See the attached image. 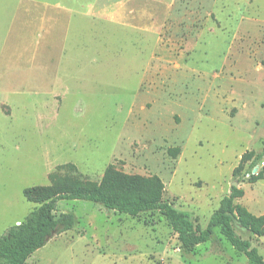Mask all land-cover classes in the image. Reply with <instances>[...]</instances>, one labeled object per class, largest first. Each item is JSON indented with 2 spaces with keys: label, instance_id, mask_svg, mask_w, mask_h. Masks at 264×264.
Instances as JSON below:
<instances>
[{
  "label": "rangeland",
  "instance_id": "obj_1",
  "mask_svg": "<svg viewBox=\"0 0 264 264\" xmlns=\"http://www.w3.org/2000/svg\"><path fill=\"white\" fill-rule=\"evenodd\" d=\"M116 1L118 22H74L62 81L25 92L12 131L0 122V235L36 207L22 190L65 164L93 182L111 164L158 176L163 201L201 229L234 182L235 203L264 215V178L247 183L246 166L233 176L264 143V0ZM56 209L75 227L25 264H247L218 229L185 255L158 212L131 218L79 200ZM234 230L264 259V238Z\"/></svg>",
  "mask_w": 264,
  "mask_h": 264
},
{
  "label": "trees",
  "instance_id": "obj_2",
  "mask_svg": "<svg viewBox=\"0 0 264 264\" xmlns=\"http://www.w3.org/2000/svg\"><path fill=\"white\" fill-rule=\"evenodd\" d=\"M178 149L169 150L173 156ZM264 143L260 152H245L233 170V176L241 172L248 176L247 183L255 184L264 178ZM256 171L252 173V170ZM64 172V173H61ZM73 164L56 167L48 175L47 185L27 187L22 196L35 204L27 216L0 235V264H25L36 251L42 249L56 235L72 230L76 219L72 213H57L59 201H87L102 206L108 211L136 218L144 213L158 212L177 237L182 253L188 255L194 249L209 242L218 229L221 237L239 254L247 264H264V259L248 240L240 238L234 224L253 237L264 238V215L256 216L235 203L244 195L241 188L231 186L230 191L219 202L218 208L209 217L204 229L190 220L187 213L178 211L163 201L164 185L158 176L126 174L114 165H108L99 182L75 177Z\"/></svg>",
  "mask_w": 264,
  "mask_h": 264
},
{
  "label": "crops",
  "instance_id": "obj_3",
  "mask_svg": "<svg viewBox=\"0 0 264 264\" xmlns=\"http://www.w3.org/2000/svg\"><path fill=\"white\" fill-rule=\"evenodd\" d=\"M79 1L0 0L2 134L13 130L14 110L23 96L29 97L25 92L48 91L62 81V65L76 48L71 41L74 22L116 23L126 13L116 0Z\"/></svg>",
  "mask_w": 264,
  "mask_h": 264
},
{
  "label": "water",
  "instance_id": "obj_4",
  "mask_svg": "<svg viewBox=\"0 0 264 264\" xmlns=\"http://www.w3.org/2000/svg\"><path fill=\"white\" fill-rule=\"evenodd\" d=\"M255 171H256V168H254V169L252 170V173H254ZM237 185H238L237 182H234V183L232 184V186H234V187H237Z\"/></svg>",
  "mask_w": 264,
  "mask_h": 264
}]
</instances>
